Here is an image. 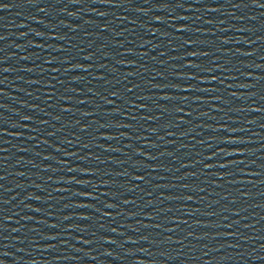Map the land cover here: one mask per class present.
I'll return each instance as SVG.
<instances>
[{
    "label": "water",
    "instance_id": "water-1",
    "mask_svg": "<svg viewBox=\"0 0 264 264\" xmlns=\"http://www.w3.org/2000/svg\"><path fill=\"white\" fill-rule=\"evenodd\" d=\"M0 4L8 5L0 11V133H5L0 135V176L6 177L0 181V202L6 201L0 203V264H92L87 222L79 219L86 216L85 208L75 206L84 204L83 188L65 183L82 180L80 171L67 170L81 169L76 91L68 90L76 89L75 71L64 70L75 64V4ZM50 92L56 96L49 97Z\"/></svg>",
    "mask_w": 264,
    "mask_h": 264
},
{
    "label": "snow or ice",
    "instance_id": "snow-or-ice-1",
    "mask_svg": "<svg viewBox=\"0 0 264 264\" xmlns=\"http://www.w3.org/2000/svg\"><path fill=\"white\" fill-rule=\"evenodd\" d=\"M81 0H71V3H74V4H78L80 3ZM93 3H110V0H92ZM201 2V0H197V3ZM256 2V6L258 7H261V8H264V4H261L259 3V0H255ZM0 5H3V7H0V11H5L8 9V5L7 4H0ZM182 7V5H179ZM236 7H239V5H236ZM214 11L215 10H218V9H213ZM100 16H105L106 14L101 12L99 13ZM181 19H186V17H181ZM158 22H161L162 21H159ZM38 23H42V21H38ZM21 27H24V25H21ZM108 29L107 27H103L101 28V32H106ZM185 31H188L187 28H177L176 29V32L178 33H183ZM39 35V34H38ZM122 35V34H121ZM153 35H155V33H153ZM179 37H177L178 39ZM0 39H3V37H0ZM53 39H57V37H53ZM205 42L204 41H188V40H185L183 41V45L182 47H185V48H188V49H191L193 48L195 45L197 44H200V45H203ZM222 43H228V41H223ZM33 47H43L42 45H34ZM154 47H159V45H155ZM173 51H179V48H174ZM127 55H133L134 53L129 51L128 53H126ZM141 55H147V53H143ZM160 55H166V53H160ZM211 55L210 52H207V51H187L185 55H181V56H174L172 57V59H175V60H185L187 58H193V61L190 62V63H185V64H182L180 67L181 68H185V69H192L193 71L191 73H188V72H178L175 76H174V79L175 81H187L188 83L187 84H181L179 82H174V83H169V84H164V85H159V84H155L153 83L151 85L152 88H159L161 91H163V89L165 88H171L173 90L174 93H193V92H207V93H212V92H216L217 89L215 88H211V87H201L200 85H205V84H214V83H223V80L220 78V77H217V76H214V75H211L212 73L214 72H217V71H223L222 69H218V68H215V67H212L208 64H205L202 62L203 58H206V57H209ZM248 55H252V53H248ZM25 59H27L25 57ZM81 59L83 60H86V61H91L93 60V55H85V56H82ZM154 60H156V57H153ZM197 59H200L201 62H196ZM46 63L48 64H51L53 63L52 60H46L45 61ZM65 63H69L71 64L72 61L71 60H67L65 61ZM118 64H125L126 66H131V67H135V64L133 62H125V61H117ZM212 64H216V61H212ZM101 68H106L107 65H100ZM91 68V65H89L88 67H85L84 65L82 64H79V63H75V64H72V67L71 68H66L64 69L66 72L68 71H83V72H89ZM9 69L5 68L3 69V71L7 72ZM29 71H31V69H29ZM53 72H59L60 69H52ZM200 74L199 76L197 74ZM113 74L115 75V72L113 71ZM204 74H207L208 76H211L213 77L214 79L212 80H209ZM136 73L134 72H126L123 74V79H117L116 81V84H124V87L123 89H120L116 86V84H112V81H108L106 80V77L104 76H96L94 77L93 79H96V80H101V81H105L106 84H112V91L108 92L107 95H104L103 96V102L107 105H112L113 106V110L109 113H107V115L109 116H122L123 119L125 120H128V119H131L133 121H137V120H151L153 123H156V122H159L161 120L164 119V116L165 114H167L168 116H172L173 113H182L184 116L186 117H191L192 116V112L191 111H185V107H187V104L186 102L188 100L191 99L190 96H187V95H162V96H159V97H153L151 95H143V94H140V95H136V90L137 89H140L141 88V85L140 84H133L132 87H128L127 84H125L124 82L128 80V77H133L135 76ZM158 75H160V78L161 79H166L167 77L164 76L163 73H158ZM200 77H204V79H199ZM230 78V77H229ZM55 79V77H54ZM153 79H155V77H153ZM258 79H264V77H259ZM80 80H86V77L84 76H79L78 79H73L71 82L72 83H77L79 82ZM129 83H131V81H128ZM34 83H38V81H34ZM61 84H63V81H60ZM90 83V81H89ZM250 87V85H247V84H244V85H239V87ZM49 87L51 88H55L56 85L55 84H52V85H49ZM228 87H232L231 85H228ZM69 91L71 92H75L76 89L75 88H72V89H68ZM89 91L91 92V89H89ZM49 97H55L56 96V93L55 92H50V93H46ZM129 94H132V95H129ZM79 95V94H78ZM98 95V93L96 92H92V96L93 97H96ZM99 95H102V94H99ZM232 96H235L236 94L233 92L231 93ZM109 97H111V99H109ZM60 99H65L63 96L59 97ZM160 100V101H169V102H172V101H176L178 103H176L175 105H173L171 108L169 107L168 104H164L163 106H160V105H156V107L159 108V111H160V115H153L151 117H145V116H137V115H131L130 113L132 112H135V111H143V112H151L152 111V108L148 105V104H143V103H137V101H148V100ZM197 100H199L200 103H205L206 101L204 100H201L199 97L196 98ZM213 99H216L215 97H213ZM117 101H119L120 103H117ZM69 103H71V101H67ZM78 103L80 104H87L89 103L88 100H79ZM126 106V107H125ZM61 111L62 112H65V113H69V112H72V108L71 107H67V108H64L62 107L61 108ZM213 111H220V109H213ZM252 111H255V112H261V111H264V109H261V108H255V109H252ZM83 116H89V115H92V113L90 112H83L82 113ZM201 115L203 116H208L209 113L208 112H203L201 113ZM22 119L24 120H30L31 117H23ZM56 119H59V117H56ZM174 119V118H173ZM197 119H199V117H197ZM79 123V122H77ZM190 121L188 120H185V119H179V120H175V123H173L172 120H169L167 124H163L161 125V127H163L165 130H166V134L169 135V136H174L176 135L175 132H172V131H168V129H171L172 127H179L180 125H185V124H189ZM107 125L105 124H100V128H105ZM112 127H116V128H125V129H133L134 130V124H127V123H120V122H117L115 124H112L111 125ZM88 125L86 126H82L80 128V131L81 132H87L88 131ZM196 127H203V125H197ZM241 129H233L232 131L235 132V131H240ZM145 131H148V129H146ZM212 131H224V132H227L228 129L227 128H216V129H212ZM158 133V129L153 127L151 128V134L152 135H157ZM5 133H0V135H4ZM200 133H197V135H199ZM54 135V134H53ZM184 135H187V133H184ZM103 139H118V137L116 136H105V137H102ZM130 138V137H129ZM79 139V137L77 138ZM158 139L160 140H163L164 137L163 136H158ZM46 143V141H45ZM69 143H71L69 141ZM203 143V142H201ZM220 143L222 144H238V143H241V141L239 140H235V139H231V138H228V139H221L220 140ZM151 147H156L155 144H152V145H149ZM83 147H89L88 144H85L83 145ZM102 147V146H101ZM109 149H105V151H108ZM113 151H119V149H111ZM0 151H4V149H0ZM56 151H61V149H56ZM221 151H225V150H221ZM136 155H144L142 152H137ZM168 155H173V153H168ZM225 155L227 156H232V155H240V156H243L245 155L244 152H234V151H225ZM52 157H49V156H46L45 159H51ZM146 159L148 160H152V159H156L155 157L153 156H146L145 157ZM207 160H212L213 157L212 156H208L206 157ZM57 163H60V161H57ZM197 163H199V161H197ZM239 163L243 164L244 161L241 160L239 161ZM195 167V165H186V164H183L181 165V167H184V168H187V167ZM145 167H147L145 165ZM205 169H212L213 167H220V168H226V167H229L228 164H219V165H213V164H206L204 165ZM69 172H78L80 171L82 173V175H85V176H88V175H91V176H95L96 173L95 172H89V171H86V170H81V169H78V168H68L67 169ZM153 171H156V169H152ZM168 171H171V169H168ZM177 171H179V169H177ZM118 175H124V176H127L128 179H129V182L131 181H143L145 180V177L142 176V175H133V174H130V173H120ZM189 176H195L196 174L195 173H189L188 174ZM255 175H258V173H255ZM224 177H219V179H223ZM6 179V177L4 176H0V181ZM153 179H155V177H153ZM179 179L183 180V179H187V176H182V177H179ZM82 180H77L75 178L71 179V180H67L65 181V183H76V184H79L81 187H87L89 184H92V181H83L84 183H81ZM107 186V185H106ZM175 186V185H174ZM0 187H2V185H0ZM119 187L121 189H126L128 192H135L136 191V188L135 187H131L130 186V183L129 184H121L119 185ZM183 188L186 189V190H194V189H190V186L185 184L183 185ZM65 189H56V191H64ZM200 191H204V189H200ZM76 195H82V193H76ZM102 195L104 196H108L109 193L108 192H104L102 193ZM85 197V199L87 200H93V199H98L97 197H94L91 193H87V195H82ZM29 199H38V197H29ZM113 199H115V196H113ZM162 199H184V200H188V201H191L192 200V196L189 195V196H184V197H171V196H165V197H162ZM225 199H227V197H225ZM235 201H233L234 203ZM0 203H6V201H3V202H0ZM122 203L124 204H129V203H135L134 200L130 201L128 199H124L122 201ZM151 203V201L149 202ZM76 207L78 208H88L92 205L90 204H77L75 205ZM104 207L107 208V209H113L116 207V205L114 203H105L104 204ZM0 211H2V209H0ZM34 211H39V209H34ZM169 211H171V209H169ZM178 211H183V209H178ZM188 215H192V213H189ZM236 215H239V213H236ZM70 217H65V219H69ZM79 219L81 220H90L91 217L90 216H80ZM148 219H155V217H148ZM174 223L176 224H179L181 223L180 220H174L173 221ZM183 223H187V221H182ZM50 227H57V225L53 224V225H50ZM147 227V225H146ZM154 227L156 228H160V225L159 224H156L154 225ZM164 231L166 232H174L176 231L175 228H165L163 229ZM113 232H115V229H112ZM56 237L54 236H49V237H46V239H55ZM168 240H171V237H168L167 238ZM85 243H87V241H84ZM106 243H112V244H115L116 241L115 240H106L105 241ZM110 255V253H109Z\"/></svg>",
    "mask_w": 264,
    "mask_h": 264
}]
</instances>
